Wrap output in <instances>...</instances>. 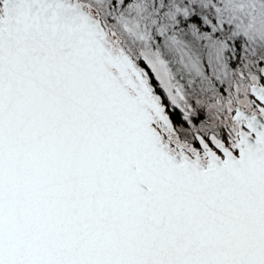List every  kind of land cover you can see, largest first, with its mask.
Segmentation results:
<instances>
[{
  "label": "snow or ice",
  "instance_id": "1",
  "mask_svg": "<svg viewBox=\"0 0 264 264\" xmlns=\"http://www.w3.org/2000/svg\"><path fill=\"white\" fill-rule=\"evenodd\" d=\"M0 264H264V0H0Z\"/></svg>",
  "mask_w": 264,
  "mask_h": 264
}]
</instances>
